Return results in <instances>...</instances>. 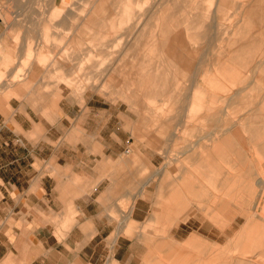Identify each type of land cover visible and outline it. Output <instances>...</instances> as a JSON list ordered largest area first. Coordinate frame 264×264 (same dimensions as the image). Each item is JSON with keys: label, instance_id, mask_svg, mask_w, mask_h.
I'll return each instance as SVG.
<instances>
[{"label": "rangeland", "instance_id": "1", "mask_svg": "<svg viewBox=\"0 0 264 264\" xmlns=\"http://www.w3.org/2000/svg\"><path fill=\"white\" fill-rule=\"evenodd\" d=\"M92 1L0 0V111L5 126L15 124L12 116L16 114L25 128L34 129L35 134L26 137L29 142L92 144L98 159L104 158L106 145L128 147L130 152L119 154L117 160L143 164L141 182L164 168L162 177L155 175L139 195L150 204V214L139 225L126 224L120 233L138 246L139 264H217L216 257H223L224 264H241L229 259L240 256L242 244L210 239L189 246L179 242L199 233L197 226L188 230L183 220L190 215L206 219L205 213L213 209L210 196L221 194L220 183L206 182L207 166L214 171L212 178L219 180L216 169L227 168L228 161L237 162L231 152H212V133L233 123L234 135L252 145L249 154L261 158V166L249 160L247 165H255V172L264 176L260 127L264 125V67L260 65L264 61V3L259 13L246 17L249 0H224L219 8L216 0H176L164 35L151 29L154 22L150 20L139 45L123 51L118 43L128 36L122 14L125 1L99 0L100 11L90 14L96 17L97 28H78L79 16ZM10 15L16 17V24L9 33ZM192 20L207 26L208 32L204 28L185 31L186 21ZM236 30L240 35L232 34ZM243 32L250 34L246 41H240ZM153 38L165 46L146 47ZM234 40L246 45L253 42V47H234ZM111 42L114 45L100 46ZM235 69H244L246 79L240 86ZM73 128L87 129L89 134L80 130L61 135ZM133 150L144 151L134 155ZM117 160L112 163L114 170ZM187 179L193 181L192 190H184L181 184ZM161 180L163 198L157 191ZM177 187H182L179 195ZM238 189L233 195L245 202ZM122 206L126 215L131 207ZM162 208L169 212L167 218L148 223ZM112 218L119 224L123 217ZM232 218V212L215 210L207 223L212 221L225 230ZM114 239L110 237L108 246ZM160 241L166 246L161 247ZM174 246L180 257L175 258ZM244 249L258 253L256 262L264 264L263 247L247 243ZM191 256L194 262L189 261Z\"/></svg>", "mask_w": 264, "mask_h": 264}, {"label": "crops", "instance_id": "2", "mask_svg": "<svg viewBox=\"0 0 264 264\" xmlns=\"http://www.w3.org/2000/svg\"><path fill=\"white\" fill-rule=\"evenodd\" d=\"M124 1L122 14L126 19L125 30L128 36L126 40L118 43L123 51L139 45L150 20L154 22L150 28L159 35H164L169 30V23L177 5L176 0ZM249 2L251 3L247 6L249 9L245 13L246 17L259 13V5L263 4L264 0ZM224 4V0H216L217 8ZM8 6L13 7V4L9 3ZM101 7L102 1L93 0L90 7L83 10L84 15L79 16L76 26L97 28V19L90 14L100 11ZM204 17H208L207 13ZM186 22L185 31L204 28V32H208L209 28L196 20ZM7 23L10 25L7 29L10 33L11 29H14L11 25L16 24V17L10 15ZM1 25L0 18V41ZM238 31L232 34L240 35L237 34L240 33ZM243 34L240 41H246L250 36L248 32ZM10 37L11 35L8 41L11 40ZM240 41L234 40L231 43L234 47H253V42L246 45L244 42L239 43ZM112 44L113 42L100 46L109 47ZM163 46L165 43L159 42L157 38H153L151 43L146 45L149 49ZM260 65L264 67V61ZM243 70H234L238 86L246 79L242 74ZM145 84L142 85L145 87ZM12 117L15 124L5 126V116L0 111V264H139L138 246L120 233L125 230L126 224L139 225L150 214V204L139 195L155 175L162 177L164 168L153 174L152 178L141 182L143 164L139 161L134 165L130 160H117L119 154L130 152L128 147L119 144L106 145L102 150L104 158L98 159V156L93 154L95 150L92 144L65 142L54 146L43 139L33 144L26 137L33 136L34 129L25 128L23 123L18 121L16 114ZM17 125L19 127H16ZM228 126L211 134L210 140L214 143L212 152H231L237 162L228 161L227 168H217L219 180L215 179L216 181L212 178L214 171L207 166L209 176L206 175V182L220 183L221 194L210 196L213 209L205 213L206 219L205 216L201 219L197 215H190L183 220L188 223V230H194L197 226L199 233H192L179 242L181 246L210 239L214 243L226 240L235 246L242 244L244 248L247 243H257L264 249V176L262 172H255V165L246 163L249 160L261 166V158L254 155L252 158L249 154L252 145L245 138L234 135L233 123ZM260 127L264 131V125ZM80 130H84L85 135L89 134L87 129L73 128L69 133L61 135L78 134ZM47 136L46 134L45 137L48 138ZM142 151L144 150H133L134 155ZM261 157H264V153ZM243 159L245 161H242ZM116 160L119 165L114 170L112 163ZM133 168L137 170L134 171ZM191 179L181 181L184 190H192ZM239 183L241 184L237 186ZM177 188L179 195L182 187ZM157 189L158 196L163 198L162 180L159 181ZM235 189L241 191L245 202L236 200L240 196L233 195ZM225 196L230 200L225 201ZM122 205L131 207L130 211L125 212L126 215ZM167 208L168 206L165 207ZM215 210L224 214L233 213L227 229H221L212 221L207 223V217ZM168 214L169 212L162 208L158 214L154 213L148 218V223L163 221ZM112 216L123 218L118 224ZM207 232L209 234H205ZM113 235L115 239L111 242L112 245L108 246ZM159 243L161 247L166 246L165 241ZM172 248V252L176 254L175 258L180 257L177 255L180 251L178 246ZM244 248L239 252L240 256L234 255L229 261L258 264V253H248ZM247 254L250 256H246ZM216 259L217 264H224L223 257ZM194 260V256L189 258L190 262Z\"/></svg>", "mask_w": 264, "mask_h": 264}, {"label": "bare ground", "instance_id": "3", "mask_svg": "<svg viewBox=\"0 0 264 264\" xmlns=\"http://www.w3.org/2000/svg\"><path fill=\"white\" fill-rule=\"evenodd\" d=\"M127 153H129V152H127Z\"/></svg>", "mask_w": 264, "mask_h": 264}]
</instances>
